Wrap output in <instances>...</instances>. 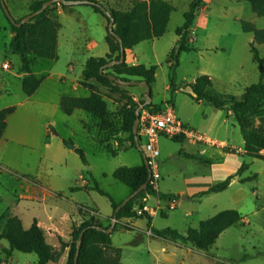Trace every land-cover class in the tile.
Instances as JSON below:
<instances>
[{
    "label": "rangeland",
    "instance_id": "374dc122",
    "mask_svg": "<svg viewBox=\"0 0 264 264\" xmlns=\"http://www.w3.org/2000/svg\"><path fill=\"white\" fill-rule=\"evenodd\" d=\"M133 1L104 0V4L107 8L130 10ZM167 1L173 4L174 10L165 32L152 41L143 40L134 49L140 62L147 66L156 65L155 78L150 85L152 102L151 97L145 95L146 87L143 84H121L112 82L110 77L89 81V91L100 93L106 102L107 109L101 118L83 109L67 114L61 109L57 98L61 93L77 94L68 89L57 74L61 72L70 78L80 74L82 63L76 62L74 58L77 56V46L87 43L85 35L92 34L100 39L94 52L102 54L103 48H108L103 39L101 23L98 21L97 24L95 20L101 19L100 12H90L92 17L87 18V5H72L82 13L81 20L85 22L86 29L84 23L80 24L73 18L66 16L62 22L59 20L61 26L55 50L33 64L35 70H42L44 78L45 75L48 77L36 92L26 95L21 88V79L14 75L19 72L20 57L10 48L8 19L0 2V108L9 105L15 107L9 116L6 136L0 140V212L13 206V210L21 214L24 225L28 226L34 213L48 219L51 215L58 217L61 211H72L83 204L96 208L105 220L113 208L110 199L95 189V182L115 200H123L129 194V188L116 179L112 172L120 165L139 164L143 157L139 148L127 147L129 135L122 129V111L136 114L140 106L151 104L157 109L163 104L161 102L171 101L177 116L193 130L210 137L218 134V137L223 138L228 134V129L217 130V126L226 117L225 109H230V104L227 103L226 108H216L207 100L196 99L191 95L188 82L200 74L210 73L212 82L207 91L223 97L226 94L239 95L244 86L260 80L259 65L252 60L250 53L252 34L242 30L241 20L250 21L256 27H264V16L253 12L247 0H205V7L203 10L200 8L196 15L200 16L199 19H206V25L203 27L201 21L193 23L189 42L191 37L194 38L193 45L196 48L180 53L174 73V90L170 91L168 59L172 48L177 45L175 29L182 24L183 13L190 0ZM52 5L45 9L51 17ZM8 6L10 13L22 9L21 5ZM201 12L204 14L200 15ZM222 45L226 47L221 49ZM259 49L264 64V45ZM4 61L9 62V68L2 67ZM70 61L76 64L73 71L68 69ZM104 72L116 75L110 65L105 66ZM127 77L137 80L136 77ZM83 85L86 86V83ZM87 118L85 124L91 130L84 128L83 120ZM227 125L235 127L237 132L231 142L237 144L242 135L236 121L227 122ZM47 128L50 129L49 135H54L50 142L45 140ZM94 128H98L97 137ZM105 133L111 135L109 145L117 151L115 155L94 139L103 137ZM62 139H70L81 147L86 155V163L76 151L69 150ZM145 142L146 137L142 136L140 143ZM158 147V190L173 194L176 204L171 206L165 200L160 201L161 210L152 221L155 228L170 226L182 233L188 226L196 227L200 219H207L229 208L239 210L245 221L225 228L207 251L192 248L189 243L178 239L117 228L111 233V243L121 247V260L126 264H264V256L257 254L264 247V221L259 220L258 213L252 214L253 210H260L264 205V183L257 184L255 180L234 182L218 192L195 194L188 200L182 199L186 192L181 190L186 186L201 189L208 186L212 177L205 162L219 161L224 149L203 142H179L165 135L158 137ZM194 147H205L206 151L200 152L199 158L195 160L181 153L183 148L192 150ZM225 152L234 153L231 150ZM246 157L244 155L241 162L246 161ZM260 165V162H249L241 176L258 171ZM79 173L89 181L87 188ZM75 184H78L77 188L72 189ZM234 192H237L235 196ZM148 203L156 207L155 196L150 195ZM111 219L105 225L100 223L108 227ZM138 219L146 227V217ZM3 241L7 243L5 239ZM12 256H26L29 260L26 262V259H22V264H36L34 253L14 250ZM52 264L62 262L54 261Z\"/></svg>",
    "mask_w": 264,
    "mask_h": 264
},
{
    "label": "trees",
    "instance_id": "16d2710c",
    "mask_svg": "<svg viewBox=\"0 0 264 264\" xmlns=\"http://www.w3.org/2000/svg\"><path fill=\"white\" fill-rule=\"evenodd\" d=\"M44 1L45 0H37L33 2L29 7L30 12L40 8ZM247 1L253 12L257 15L264 16V0ZM133 3V7L130 10L107 8L106 5L99 0H87V3H84V5L100 12L107 21H109L110 17L105 13V9L111 13V16L114 18L113 30L115 34L120 36L125 51V49L133 48L143 40L160 37L165 32L170 14L174 10L173 4L167 0H135ZM202 4L203 0H190L187 10L183 13L184 19L182 24L175 29L177 34V45L172 48L168 59L170 68L168 76L170 91L174 90V73L180 53L195 49L192 42H189V34L196 13ZM45 11L46 10L37 13L28 22L20 26L12 23L6 14L12 31L15 32L10 39V48L19 55L21 69L28 73L22 80V90L26 95H31L44 78V76L37 77L31 72V55L34 54L39 57H46L49 55L46 50L40 49L32 42L38 34L53 22V17L47 15ZM19 19L20 18L15 19V21L18 22ZM241 27L242 30L253 34V38L249 42V47L252 60L259 65L260 80L246 85L240 96L226 94L220 97L217 94L208 92L207 88L211 85L212 81L210 76L206 73L194 77L188 82V86L191 89V95L193 97L195 96L198 100H207L216 108H226L225 106L229 103L230 109L226 110H231L234 120L239 126L240 133L244 140L245 155L251 158L264 159V154L261 152L264 148V132H257L250 126L252 115L263 114L264 117V83L262 82L264 64L261 59L260 49L257 46L264 45V27H256L254 23L246 20H241ZM106 41L109 46L108 53H106L105 56H91L86 60L85 67L82 71L83 80L79 81L80 84H85L86 82H92L94 80L97 81L99 78L103 77L107 78L112 74L111 72H104L105 65L112 60L118 61L120 59L121 48L119 41L108 30V25ZM101 68H103L102 71ZM111 69L120 80H130L127 76H132L136 77L137 81L145 80L149 86L154 81L156 73V65L147 66L143 63L130 65L125 61V58L123 61L111 65ZM110 80L115 82L116 79ZM148 95L150 97L152 96L151 90L148 92ZM60 104L62 110L67 114L72 113L76 108H80L99 118L105 114L107 109L103 96L93 90L86 96H63ZM148 105L153 106L151 104ZM159 107L160 106H158V108ZM14 109V105L0 109V137L5 130L7 116L12 113ZM122 113L124 119L122 129L129 135L127 138L129 146L127 147L138 148L133 134L136 114L127 110L122 111ZM110 137L111 135L109 133H105L98 141L103 144L111 154L115 155L117 151L111 149L109 145ZM170 138L179 142L184 139L182 135H175ZM140 139L141 138H139V143ZM63 142L68 147L73 148L81 160L86 163V157L81 147L74 146L73 141L70 139H63ZM186 154L190 156L189 153ZM247 167L248 162L242 161L234 174L226 176L224 179L196 194L218 192L227 188L230 181L234 178V175H240ZM112 174L116 179L127 185L131 192L147 181L149 170L143 160L139 165L118 166L114 169ZM255 176L256 175L253 174L246 177L245 180L254 179ZM94 187L101 194L106 195L110 199L114 213L115 208L121 201H116L107 191L97 184H95ZM71 188L74 189L75 187ZM147 195H154L162 199L174 196L173 194L170 195L157 191L152 187L151 181H148L146 188L140 190L116 212V222L110 233H106L104 230L97 229L94 226H102L100 221L95 217L83 220L80 224H73L70 232V240L68 242L62 241V247L68 246L65 264H74L77 241L81 231H83V234L80 240L77 264H126L121 261V248L113 246L111 243V233L120 225L119 220L122 217H147L148 220H150V216L146 212L138 214L136 211L137 208L143 207L144 203L142 200ZM242 218L243 216L238 210L225 209L219 211L212 217L200 220L196 227H187L185 232L182 233L170 226L161 229L152 228V232L155 236L178 239L181 242L189 243L192 248L207 251L225 228L239 224ZM0 239H6L8 241V247L2 249L6 255H10L14 250L35 253L37 256L36 264H51V262L56 260L58 255V252L45 240L43 229L38 226L36 220H33L32 224L25 229L22 226L21 219L15 214H10L7 209L0 212ZM257 254L264 256V247L258 251ZM245 256H247V254Z\"/></svg>",
    "mask_w": 264,
    "mask_h": 264
},
{
    "label": "crops",
    "instance_id": "0c3cea01",
    "mask_svg": "<svg viewBox=\"0 0 264 264\" xmlns=\"http://www.w3.org/2000/svg\"><path fill=\"white\" fill-rule=\"evenodd\" d=\"M5 1H6V4H7V5L5 4L6 7L9 4L13 5L14 7H18L19 5H21L22 9H16L15 13H12V12H11L12 14L10 13L15 19H17V18L23 17L24 15L28 14L30 12V10H29L30 5L33 2L37 1V0H5ZM99 1H102L104 3V0H99ZM204 7H205V0H203V4H202V6L200 8L203 10ZM8 8H9V6L7 7V9ZM187 8H188V6H187ZM200 8H199V10H200ZM50 12H51V14H53V22L49 26H47L40 34H38L32 40V42L36 46H38L40 49L46 50L47 52H52V50H55V46L57 44L56 39H57V36H58L59 28L61 26V23L59 22V20L62 22L63 21L62 20L63 17L67 16L69 18H73L74 20L78 21V23H80V24L84 23V28L86 29L85 22H83L81 20V17L83 16L82 13L78 9L73 7L72 5H68V4H65V3L57 2V3H54L52 5ZM90 12H97V11H95L91 7H89L87 9V11L85 12L87 18H91L92 17V15H90ZM203 14H204V12H201L200 15H203ZM199 18H200V16L198 17L196 15L195 19H194V23H196V22L199 23L201 21L202 22L201 24L204 27L206 25V19H204L202 17H201V19H199ZM95 20H96L97 24H98V21H100L101 27L103 28V39L107 43V41H106V35H107L106 34L107 33L106 29H107V25H108V23L106 21L107 19H105V17L101 14V19H95ZM8 24H9L8 25L9 37L11 39V37L14 34V32L12 31V28H11L9 20H8ZM249 33H251V32H249ZM155 38H158V37H154V38L147 39V40L152 41ZM252 38H253V34H252ZM84 39L86 40L87 43L85 45L83 43H81L80 45L77 46V49H76L77 56L74 58V59H76V62H78V63L81 62L82 63L81 64L82 67H81L80 74L78 76H74L72 78L68 77L65 74H62L61 72H59L57 74V76L59 78H61V80L64 83H66L67 88L71 89L73 91H76L77 94H75V95L62 94V93L59 94L57 96L59 103L61 102V99H62L63 96H86V95H88L91 92V91H89V85H88L89 82H86V86L83 85V84H80V82H79V81L83 80L82 71H83V69L85 67L86 60L89 57H91V56H105V54L108 53V51H109V46H108V43H107V47L108 48L107 49L103 48V50L101 52L102 54H100L99 52H94V47H95L96 44H98L100 39L98 40V38L96 36L92 35V34L85 35ZM176 40H177V38H176ZM194 41H195L194 38L191 37L190 38V42H192V44H193ZM141 42H139V43H141ZM137 45H135L133 48L125 49V61L128 64H130V65L142 63V62H140L138 60V57L134 53V49L137 47ZM257 46H258V48H260L261 45H257ZM220 47H221V49H224L226 46L222 45ZM31 58H32L31 72L33 74H35L37 77L43 76L44 74L42 73V70H35L33 64H34V62H37V60L39 58H44V57H39V56L33 54V55H31ZM143 64H145V63H143ZM75 65L76 64H74L72 61H70L68 63L69 71H71V70L73 71L75 69ZM145 65H147V64H145ZM18 71L19 72H15L14 75H16L17 77H19V79H21V88H22V80H23L24 77H26L28 75V73L21 69V61H20V66H19V70ZM206 74H208L210 76V78H211V74L210 73H206ZM47 77L48 76L45 75V78L43 79V81L40 83V85L36 88V90L34 92H36L38 90V88L41 86V84L44 82V80ZM211 81H212V79H211ZM86 89H87V91H85ZM242 92H243V90H242ZM241 93L239 95H236V96H240ZM200 100H204V99H200ZM150 101L152 102V96H151V100ZM161 103H165V101L161 102ZM60 107H61V104H60ZM78 109H80V108L74 109L73 112L77 111ZM226 111H227L226 112V117L220 122V124H218L217 130H227L228 129L229 132H228L227 135L225 134V136L223 138L218 137L217 136L218 134L215 135L213 138L219 139V140H222V141H225V142L229 141L228 143L233 146V148L230 149V150L234 151V153H227L225 151H222L219 161L214 162L212 160H210V161L208 160L207 162H205V165H206L205 167L207 168L210 176L212 177L210 179V181L208 183V186L206 188H208L212 184L224 179L226 176L234 174L237 171V169L239 168V166L241 165V158L245 155L243 137H242V139H238V143L237 144H234L233 142H231L232 139H233V136L235 135V133L237 131H236L235 127H231V125H227V122L231 123V121L234 120L233 119L234 116H233L231 110H226ZM10 115H11V113L7 116V124H6L5 130H4L3 134H2V136L0 137V140L3 137L6 136V132H7L8 125H9V116ZM88 119L89 118H87L86 120H83V125H84V128H86L88 130H91V128H88V126H86V124H85V123H87ZM91 119H92V117H91ZM179 119L181 120V118H179ZM181 121H183V120H181ZM237 126H238V124H237ZM250 126H251L252 129H254L257 132H264V117H263V115L259 114V115L253 116L251 118V125ZM95 127H97V126H95ZM94 129H96L95 136L97 137L98 128H94ZM49 130H50L49 128L46 129V137H45L46 142H50L52 140L53 136H54V135H51V134L49 135ZM238 131L240 132L239 126H238ZM96 137L94 139H96V141L99 144H101ZM7 140L9 141V140H12V139H7ZM25 141H27V139ZM184 141H187V139H183L180 142H184ZM33 144L37 145L35 142H33ZM73 145L76 146V147H79V146H77L74 143V141H73ZM101 145L105 148V146L103 144H101ZM208 146H211V145H208ZM65 148H67V147H65ZM203 148H205V147H201L200 149L194 147L192 150L183 148L181 153H183L184 156H186L188 158H192V159L195 160V159L199 158V156H200L199 154H201L200 152H202ZM68 149L69 150H74L71 147H69ZM261 152L264 154V148L261 150ZM186 153H189L190 156H188ZM84 154H85V152H84ZM245 156H247V155H245ZM85 157H86V155H85ZM247 158H250V160L248 161ZM246 161L248 162V166H249V162H260L261 165H260L258 171L251 172V173H249L246 176H241V174L240 175H234V178L230 181L228 186H230L234 182H241V181L244 182V181H254L255 180L257 182V184L264 183V177H263L262 180H260V177L262 175H264V159L251 158V157L247 156L246 157ZM142 162H143V157H142V160H141V162L139 164H141ZM139 164H136V165H139ZM127 166H130V165H127ZM132 166H134V165H132ZM253 174L256 175L254 179L245 180L246 177H249V176H251ZM79 176L83 179V185L87 188L89 186V181H86L84 176L81 173H79ZM95 184L98 185L97 182H95ZM77 186H78V184H75L72 187L77 188ZM206 188H202L201 189V188H191V187L186 186L181 191L182 192H186L185 195L190 197V196H194L196 193H198L199 191L204 190ZM156 190L161 192L160 190H158V186H156ZM255 192H256V189L253 190V193H255ZM129 193H130V188H129ZM161 193H163V192H161ZM236 193L237 192H234L233 195L235 196ZM165 194H170L171 195V193H165ZM151 196H154V195H151ZM262 197L264 198V192L262 194ZM149 198H150V195H147L146 197L143 198L142 201H143L144 205H146L148 208H153V206L149 205V203H148ZM155 198L157 199L156 207H158L159 211H160L161 210L160 201L165 200L166 203H167V199L158 198L157 196H155ZM119 201H122V200H118V202ZM70 204H72V202ZM229 209H232V208H229ZM7 210L9 211L10 214H13V215L15 214L21 219L22 226L25 229L28 228L32 224L33 220H36L38 226H40L43 229L45 240L58 252V255H57V258H56L55 261L56 262H62V264H65V261H66V258H67V253H68V246L62 247V241L63 242H68L70 240V232H71L73 224H80L83 220L89 219L91 217L97 218L101 223L104 224V223H106L108 221L109 218L112 217V214H113V211H112V213L109 214V215H106L105 216V220H103L101 215H100V213L98 212V210L96 208L89 207V206H86V205H83V204H79L78 207L77 206H76V208L74 207V209L72 211H61V213H60V215L58 217L51 215L48 219H44L39 214L34 213L31 216L30 224L28 226H25L21 214L20 213H16L13 210V206H11V208H7ZM223 210H225V209H223ZM220 211H222V210H220ZM255 213H258L259 220L264 221V205L261 206L260 210L257 209V210H253L252 211V214H255ZM157 214L158 213L150 214V220H148V218L146 217V223H145L146 227L144 226V223L141 224V223H139L137 221V220H139L138 218H141V217H122L119 220L120 225L117 226V228L118 229H133V230H138V231H144L146 234H148L147 233L148 229L152 230V228H155L153 223H152V221H154V217ZM259 214H260L261 218L259 217ZM242 216H243V214H242ZM200 220H202V219H200ZM244 221H245V218L243 216L242 222H244ZM198 222H197V225H198ZM1 226H2V224H1ZM122 227H124V228H122ZM158 229H160V228H158ZM6 242L7 243H5L3 241V239H0V252L3 254V257L0 258V264H22L21 263L22 259H24V260L26 259V262H27V260H29V258L26 257V256L25 257H17V258L14 257L13 258L12 253L10 255H6L3 252V250H2L4 248L8 247V241L6 240ZM113 246H115V245H113ZM116 247H119V246H116ZM119 248H121V247H119ZM121 251H122V249H121ZM12 258H13V261H12ZM36 261H37V256H36ZM53 262H51V264Z\"/></svg>",
    "mask_w": 264,
    "mask_h": 264
},
{
    "label": "built area",
    "instance_id": "2783aa9c",
    "mask_svg": "<svg viewBox=\"0 0 264 264\" xmlns=\"http://www.w3.org/2000/svg\"><path fill=\"white\" fill-rule=\"evenodd\" d=\"M2 66L8 68L9 64L8 62H4ZM137 111L139 114L137 135L139 138L142 136L146 137V142L143 144L140 143V150L148 162L151 172L149 181H151L152 187L155 189L160 177L159 162L157 160L160 154L158 147V137L160 135L168 137L182 135L184 139L191 142H203L214 147H220L224 149L223 151H229L233 148L228 142L206 136L204 133L190 128L179 119L171 101H166L157 109L149 105L140 106ZM202 151L204 152L206 149L203 148ZM167 203L174 206L176 204V198L174 196L167 198ZM136 211L138 214L146 212L150 216V214L158 213L159 208H148L146 205H143V207L137 208ZM147 233L152 234L153 232L151 229H148Z\"/></svg>",
    "mask_w": 264,
    "mask_h": 264
},
{
    "label": "water",
    "instance_id": "95a60500",
    "mask_svg": "<svg viewBox=\"0 0 264 264\" xmlns=\"http://www.w3.org/2000/svg\"><path fill=\"white\" fill-rule=\"evenodd\" d=\"M0 2L2 3V7L5 11V13L7 14V16L9 17V19L11 20L12 23L20 26L22 25L23 23L25 22H28L34 15H36L37 13H40L42 11H44L50 4L54 3V2H61V3H65V4H68V5H73V4H77V3H87V0H45L41 7L38 8L37 10L35 11H32L28 14H26L25 16H23L18 22L15 21V19L11 16V14L9 13L6 5L4 4L3 0H0ZM105 9V8H104ZM105 13L107 14V16L110 17L109 21H108V30L115 36V38L119 41V44H120V48H121V55H120V59L118 61H110L109 63H107L105 66L107 65H113L117 62H121L124 60L125 58V51L123 49V45H122V40L120 38L119 35L115 34L114 30H113V23H114V18L111 16V13L105 9ZM103 68H101V71H102ZM109 77L111 79H116L115 81H118L119 83L121 84H143L145 87H146V93L145 95L150 98V96L148 95V92L151 90V86H149L145 80H141V81H137V80H120L119 78H117L115 75H109ZM138 120H139V114H138V111H136V117H135V120H134V125H133V134H134V137H135V140H136V145L137 147L140 149V143H139V138H138V135H137V124H138ZM143 160H144V164L146 165V167L148 168L149 170V175H148V179L145 183L141 184L137 189L131 191L129 193V195H127L122 201L121 203L115 208L114 210V213L112 215V219H111V223L108 227H103V226H99V225H94L97 229H100V230H104L106 233H110L112 230H113V227H114V224L116 222V212L123 206L125 205L132 197H134L140 190L146 188L147 184H148V181L150 180L151 178V172H150V168H149V165H148V162L146 160V158L144 157L143 155ZM182 199H190L189 196L183 194L182 195ZM82 234H83V231H81V233L79 234V238H78V241H77V247H76V252H75V256H74V264H77V257H78V253H79V245H80V240H81V237H82Z\"/></svg>",
    "mask_w": 264,
    "mask_h": 264
},
{
    "label": "bare ground",
    "instance_id": "6f19581e",
    "mask_svg": "<svg viewBox=\"0 0 264 264\" xmlns=\"http://www.w3.org/2000/svg\"><path fill=\"white\" fill-rule=\"evenodd\" d=\"M3 2H4V1H3ZM4 4H5V3H4ZM8 11H9V10H8ZM9 13H10V12H9ZM29 13H30V12H29ZM11 16H12V15H11ZM24 16H25V15H24ZM12 17H13V16H12ZM13 18H14V17H13ZM21 18H22V17H20V19H21ZM14 19H15V18H14ZM17 19H18V18H17ZM20 19H19V20H20ZM13 32H14V31H13ZM14 34H15V32H14ZM14 34H13V35H14ZM4 62H8V61H4ZM4 62H3V63H4ZM3 63H2V64H3ZM8 64H9V62H8ZM9 66H10V64H9ZM9 66H8V68H9ZM2 67H3V66H2ZM3 68H4V67H3ZM5 69H7V68H5Z\"/></svg>",
    "mask_w": 264,
    "mask_h": 264
}]
</instances>
